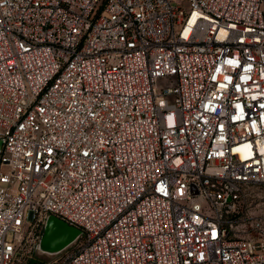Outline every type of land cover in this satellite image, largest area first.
Wrapping results in <instances>:
<instances>
[{
    "label": "built area",
    "instance_id": "2783aa9c",
    "mask_svg": "<svg viewBox=\"0 0 264 264\" xmlns=\"http://www.w3.org/2000/svg\"><path fill=\"white\" fill-rule=\"evenodd\" d=\"M251 184L264 0H0V264H264ZM48 213L82 230L52 257Z\"/></svg>",
    "mask_w": 264,
    "mask_h": 264
},
{
    "label": "rangeland",
    "instance_id": "374dc122",
    "mask_svg": "<svg viewBox=\"0 0 264 264\" xmlns=\"http://www.w3.org/2000/svg\"><path fill=\"white\" fill-rule=\"evenodd\" d=\"M173 84L172 76H163L157 80V88L161 89ZM239 218L233 222V233L258 238L264 231V184H251L246 194L238 203Z\"/></svg>",
    "mask_w": 264,
    "mask_h": 264
},
{
    "label": "water",
    "instance_id": "95a60500",
    "mask_svg": "<svg viewBox=\"0 0 264 264\" xmlns=\"http://www.w3.org/2000/svg\"><path fill=\"white\" fill-rule=\"evenodd\" d=\"M81 232L82 230L78 226L48 213L43 221L35 253L52 257L72 246Z\"/></svg>",
    "mask_w": 264,
    "mask_h": 264
}]
</instances>
